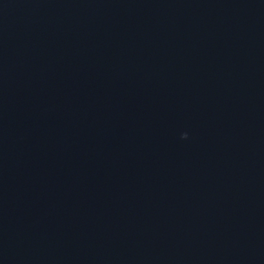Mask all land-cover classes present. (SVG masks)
<instances>
[{
    "label": "water",
    "instance_id": "water-1",
    "mask_svg": "<svg viewBox=\"0 0 264 264\" xmlns=\"http://www.w3.org/2000/svg\"><path fill=\"white\" fill-rule=\"evenodd\" d=\"M0 264H264V0H0Z\"/></svg>",
    "mask_w": 264,
    "mask_h": 264
},
{
    "label": "clouds",
    "instance_id": "clouds-1",
    "mask_svg": "<svg viewBox=\"0 0 264 264\" xmlns=\"http://www.w3.org/2000/svg\"><path fill=\"white\" fill-rule=\"evenodd\" d=\"M187 137H186V134L184 135V136H182V139H186Z\"/></svg>",
    "mask_w": 264,
    "mask_h": 264
}]
</instances>
